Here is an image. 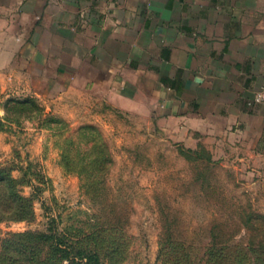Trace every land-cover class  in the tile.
<instances>
[{
  "label": "rangeland",
  "instance_id": "374dc122",
  "mask_svg": "<svg viewBox=\"0 0 264 264\" xmlns=\"http://www.w3.org/2000/svg\"><path fill=\"white\" fill-rule=\"evenodd\" d=\"M24 82L0 83V170L32 216L1 221V237L50 230L100 264H254L264 182L232 142L186 139L72 79Z\"/></svg>",
  "mask_w": 264,
  "mask_h": 264
},
{
  "label": "crops",
  "instance_id": "0c3cea01",
  "mask_svg": "<svg viewBox=\"0 0 264 264\" xmlns=\"http://www.w3.org/2000/svg\"><path fill=\"white\" fill-rule=\"evenodd\" d=\"M68 79L232 142L264 182V0H0V83Z\"/></svg>",
  "mask_w": 264,
  "mask_h": 264
},
{
  "label": "trees",
  "instance_id": "16d2710c",
  "mask_svg": "<svg viewBox=\"0 0 264 264\" xmlns=\"http://www.w3.org/2000/svg\"><path fill=\"white\" fill-rule=\"evenodd\" d=\"M31 216L30 199L20 194L16 180L9 173L0 170V222L29 219ZM253 249L256 256L254 264H264L260 257H264V243L260 241ZM164 256L165 264H174L166 253ZM101 258V249L77 247L50 230L12 232L0 236V264H100Z\"/></svg>",
  "mask_w": 264,
  "mask_h": 264
},
{
  "label": "built area",
  "instance_id": "2783aa9c",
  "mask_svg": "<svg viewBox=\"0 0 264 264\" xmlns=\"http://www.w3.org/2000/svg\"><path fill=\"white\" fill-rule=\"evenodd\" d=\"M251 101L255 103H264V86L253 93Z\"/></svg>",
  "mask_w": 264,
  "mask_h": 264
}]
</instances>
